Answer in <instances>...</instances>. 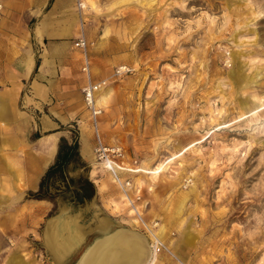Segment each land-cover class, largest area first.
<instances>
[{
    "label": "rangeland",
    "instance_id": "rangeland-1",
    "mask_svg": "<svg viewBox=\"0 0 264 264\" xmlns=\"http://www.w3.org/2000/svg\"><path fill=\"white\" fill-rule=\"evenodd\" d=\"M81 4L78 39L90 44L93 80L107 82L103 113L96 130L81 67L87 116L62 125L61 139L87 128L93 151L80 155L84 168L69 167L75 183L51 182L54 201L29 193L24 217L0 233V264H55L45 231L68 205L84 223L107 216L147 237L164 226L170 253L156 264H264V0ZM100 141L134 170L121 172L128 196L99 159ZM86 180L94 196L77 206L74 184Z\"/></svg>",
    "mask_w": 264,
    "mask_h": 264
},
{
    "label": "crops",
    "instance_id": "crops-1",
    "mask_svg": "<svg viewBox=\"0 0 264 264\" xmlns=\"http://www.w3.org/2000/svg\"><path fill=\"white\" fill-rule=\"evenodd\" d=\"M83 0H2L0 19V233L30 206L55 163L61 126L87 116L81 94ZM85 4L87 2L85 1ZM37 134L35 139H31ZM90 132L81 155H91ZM34 202V201H33ZM40 203L42 201H35ZM160 262L169 261L160 255Z\"/></svg>",
    "mask_w": 264,
    "mask_h": 264
},
{
    "label": "water",
    "instance_id": "water-1",
    "mask_svg": "<svg viewBox=\"0 0 264 264\" xmlns=\"http://www.w3.org/2000/svg\"><path fill=\"white\" fill-rule=\"evenodd\" d=\"M72 211L73 208L69 206L62 207L47 224L45 246L55 264H77L89 248L105 238H109L108 243L111 241L114 246L106 252L103 264H149L151 261L152 248L148 237L143 233L122 226L107 216L95 215L92 221L84 223L81 218L74 216ZM105 226L107 230H104ZM56 230L62 233V240L67 238L70 230L72 233L79 232L83 238L77 247L60 259L53 256L47 245V236Z\"/></svg>",
    "mask_w": 264,
    "mask_h": 264
},
{
    "label": "built area",
    "instance_id": "built-area-1",
    "mask_svg": "<svg viewBox=\"0 0 264 264\" xmlns=\"http://www.w3.org/2000/svg\"><path fill=\"white\" fill-rule=\"evenodd\" d=\"M80 6L83 5L80 3ZM4 9V5L2 0H0V19L2 17L1 12ZM74 46L82 51L84 56V63L82 66V71L87 78V86L84 88V100L86 107L88 108L92 120V124L96 130H98V119L103 113L102 108L98 104L97 94L107 85L106 81H94L92 72H91V59L89 57V48L90 44L85 38L78 39ZM123 69L120 68L117 70L116 75L120 76L124 72ZM99 148L97 152L99 153V159L104 164V167L108 169V171L112 174L114 180L122 187L125 195L128 196V189L132 186L131 182L125 181L121 178L122 171H131L134 170L131 168H127L123 162H119L120 158L124 157V154L121 148H109L105 146L101 141L99 142ZM138 216L141 217L138 213ZM153 250L156 253L160 254L162 252L170 253L169 248L160 241H155V245H153Z\"/></svg>",
    "mask_w": 264,
    "mask_h": 264
},
{
    "label": "trees",
    "instance_id": "trees-1",
    "mask_svg": "<svg viewBox=\"0 0 264 264\" xmlns=\"http://www.w3.org/2000/svg\"><path fill=\"white\" fill-rule=\"evenodd\" d=\"M81 144L80 138L75 136L73 139L69 140L67 138H62L59 143L58 154L55 160V163L47 170L43 176L39 190L36 193H32L31 197L38 200H50L54 201L58 195L56 192H53L51 189V182L59 177L65 182L68 186L70 183H75L73 179L68 180L67 171L70 166L74 168H84V165L79 164L78 161H81L80 152ZM82 184H74L72 192L75 194V203L82 204L84 200H89L94 196L95 189L94 184L86 180Z\"/></svg>",
    "mask_w": 264,
    "mask_h": 264
},
{
    "label": "bare ground",
    "instance_id": "bare-ground-1",
    "mask_svg": "<svg viewBox=\"0 0 264 264\" xmlns=\"http://www.w3.org/2000/svg\"><path fill=\"white\" fill-rule=\"evenodd\" d=\"M109 94H110V90L104 89L99 102L106 100L108 98ZM93 210L95 211V209H93ZM69 229H71V228H69ZM105 229L107 230L106 226L104 227V230ZM147 229L151 233V237H148V239L150 241V246L152 248V259L149 262V264H156L159 254L156 253L155 250H153V245H155V241H160L163 239V235L165 233V227L164 226L161 227L156 232L151 230V228L149 226ZM70 231H69L70 233L67 236V238H65L63 240L61 237L62 233L58 230H56L53 234L51 233V235L47 236V245L49 246V248H50V250H51V252L55 258L60 259L61 257H64L66 255V253H69L70 250L72 251L75 247L78 246V243L82 242L83 238L81 237L79 232H73L72 233V230H70ZM108 240H109V238H105V239H101L100 241H98L94 246H92L91 248H89L85 252V254L81 257V259L78 261L77 264H103L106 252L108 251V249L110 247L114 246V243L111 241L108 243Z\"/></svg>",
    "mask_w": 264,
    "mask_h": 264
}]
</instances>
